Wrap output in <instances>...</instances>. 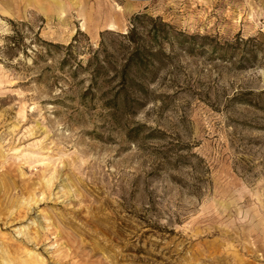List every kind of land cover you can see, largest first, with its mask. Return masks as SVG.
I'll return each mask as SVG.
<instances>
[{
  "label": "rangeland",
  "instance_id": "1",
  "mask_svg": "<svg viewBox=\"0 0 264 264\" xmlns=\"http://www.w3.org/2000/svg\"><path fill=\"white\" fill-rule=\"evenodd\" d=\"M0 264H264V0H0Z\"/></svg>",
  "mask_w": 264,
  "mask_h": 264
},
{
  "label": "trees",
  "instance_id": "2",
  "mask_svg": "<svg viewBox=\"0 0 264 264\" xmlns=\"http://www.w3.org/2000/svg\"><path fill=\"white\" fill-rule=\"evenodd\" d=\"M131 22L132 25L126 33L118 34L122 38L120 47L124 58L121 68L117 70V75L121 81L120 88L130 86L133 90H140L143 88L140 80L153 79L156 76V70L166 64V60L171 57L165 49V43L182 38L181 43L185 44L191 39L195 41L196 36L176 31L173 25L161 17L136 14ZM18 36V32L9 36L10 44L15 47L21 46L17 41ZM46 44L53 45L49 42Z\"/></svg>",
  "mask_w": 264,
  "mask_h": 264
}]
</instances>
